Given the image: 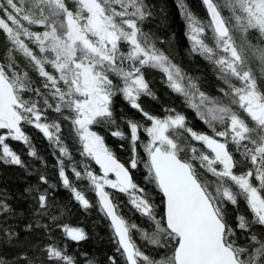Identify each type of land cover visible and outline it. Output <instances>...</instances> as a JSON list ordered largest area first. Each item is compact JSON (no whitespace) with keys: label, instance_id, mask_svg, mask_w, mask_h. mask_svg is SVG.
<instances>
[{"label":"snow or ice","instance_id":"snow-or-ice-1","mask_svg":"<svg viewBox=\"0 0 264 264\" xmlns=\"http://www.w3.org/2000/svg\"><path fill=\"white\" fill-rule=\"evenodd\" d=\"M202 2L210 16L208 27L215 47L201 38L205 28L185 0H178L188 24L191 51L219 68L220 79L227 86V90L219 91L228 98L227 103L201 91L194 78L157 46L151 33L144 31V23L154 14L146 0H0V13L5 14L0 17V31L11 44L5 56L7 63L0 61V162L27 171L9 140L23 143L29 157L43 162L24 126L39 130L55 146L53 155L59 153L58 176L73 200L87 211L93 207L87 192H94L98 198L124 264H264V232L255 230L264 228V91L259 89L249 65L250 58L255 57L264 77V47L246 38L249 30H255L264 45V0H225L230 18L221 15L214 0ZM34 26L44 30H30ZM230 27L241 34L240 44ZM217 49L225 55L217 58ZM14 53L32 63L43 78L45 91L35 86L27 72L17 70ZM47 64L56 74L46 70ZM148 69L163 74L167 86L183 96L211 134L188 126L187 117L174 109H167L163 117L145 111L141 97L155 98L145 78ZM233 79L240 82L239 87ZM117 96H122L147 123L123 119L128 131L121 130L113 108ZM234 106L247 115L252 126ZM49 111L58 118L50 119ZM62 120L71 125L80 145L79 155L91 158L99 166V174L88 163L73 159L61 136ZM107 127L115 128L112 136L128 141V166L93 130ZM141 132L146 139H141ZM141 165L145 185L161 194V212L156 211L148 188L133 178L131 170ZM205 173L215 179L207 180ZM82 181H87L86 187L77 186ZM41 184L47 187L41 188ZM55 188L42 174L39 184L25 188L23 193L33 204L29 205L31 218L21 231L31 234L42 230L51 241L44 247L29 245L28 236L21 239L18 225L7 224L22 213L9 203L6 191L0 194V216L5 217L0 223L6 225L0 227V247L29 246L34 253L20 252L11 258L0 254V264H79L74 255L68 254L66 244L60 246L52 239L57 229L73 242L88 239L83 228L61 222L66 214L64 206H60L59 215L54 214L50 190ZM108 189L125 194L151 229L130 224ZM241 200L250 217L240 213ZM228 205L236 212L234 220ZM133 230L160 251L155 255L142 251L133 240ZM81 256L84 264H96L88 253ZM108 260L117 264L115 256Z\"/></svg>","mask_w":264,"mask_h":264},{"label":"trees","instance_id":"trees-1","mask_svg":"<svg viewBox=\"0 0 264 264\" xmlns=\"http://www.w3.org/2000/svg\"><path fill=\"white\" fill-rule=\"evenodd\" d=\"M146 2L153 6L154 14L152 18L146 21L143 25L144 31L152 34L153 39L157 40V46L163 49L168 54L174 63L178 64L184 72L193 77L198 83L200 90L204 91L210 97H219L225 103L228 102L227 97L221 96L220 89L227 90V86L223 80L220 79V70L212 62L207 61L202 56L191 51V41L188 38V24L182 15L178 0H146ZM216 3V0H214ZM185 3L197 19L201 22L206 30H211L209 20L204 10L202 0H185ZM30 6V5H29ZM70 9L74 8V5L69 4ZM219 7V6H218ZM222 14V9L219 7ZM4 13H0V17L4 16ZM250 34V33H249ZM253 36V34L251 35ZM257 38V37H256ZM252 40V41H251ZM251 43L255 44V41L251 39ZM257 40V39H256ZM160 41H163L161 43ZM258 45V41H256ZM11 47L6 35L3 31H0V61L5 64L7 50ZM15 62L18 65V71L27 72L29 78L34 82L37 88L41 91H45L42 87L44 81L39 76L37 70L32 63L19 53H14ZM46 70L49 71L48 64L45 65ZM145 78L149 82L152 91L155 94V98L149 96L141 97V104L145 111L157 116L165 109H169L173 106L176 112H180L187 117L188 126L192 127L196 131L206 132L211 134L210 130L201 121L195 120V112L187 109L183 96L173 92L166 86V81L159 71L148 69L145 72ZM257 84H264L262 77L257 76ZM45 94H47L45 92ZM28 94H25L27 98ZM114 113L117 118L121 130L127 133V126L123 123V119H134L141 123H147L145 118L135 109H132L122 96L114 98L113 102ZM186 109V111H184ZM190 113H187V112ZM49 118H58V114L49 111ZM193 116L194 119L189 117ZM26 133L31 137L32 144L35 147L39 156L43 157V162L39 159H33L28 155V148L20 142L9 140L10 146L21 156L22 160L27 166V171L24 168L15 165L5 164L0 162V194L5 191L8 195V201L12 207L18 212L22 213V216L18 219H9L7 224L18 225L17 231H20V237L23 239L28 236L29 245H39L44 247L51 241L42 230H36L31 234H26L21 231L24 224H26L31 218V210L29 205L33 202L26 196H23L24 189L29 186H35L39 184V176L46 175L51 184H55L56 188L50 190L51 201L53 204L54 214L59 215L60 206H64L66 209L65 217L62 219V223H67L72 227H81L88 234V239L79 243L67 240L63 237L60 230H55L52 235L60 246L67 245V252L70 255H74L79 264H84V258L81 253H88L96 264H109V257L115 256L117 258V264H124L123 257L116 252L118 245L113 236V230L110 227V223L100 211L94 192L88 191L87 195L90 199L93 207L89 210H84L75 202L71 196V193L62 187L60 178L58 176V169L56 167V157L58 152L53 155L55 146L51 144L43 134L32 126H24ZM98 131L105 140V144L112 150L116 158L125 163L128 166V161L131 155L130 148L127 140H121L112 136L111 131L115 130L114 127L107 128H94ZM61 136L65 144L68 145L73 159L78 162H86L90 168L97 174L100 173L99 166L95 164L91 158L85 159L79 155L80 145L75 140L71 125L68 121H61ZM141 139H146V134L141 132ZM195 143V142H193ZM197 147H200L197 144ZM141 155H143L142 149H139ZM67 164V161H66ZM83 163H81V167ZM134 180L141 186H145L152 193L153 201L156 205V211H162L161 194L158 190H153L150 185H145L144 176L145 170L141 165L136 170H131ZM71 177V173L69 172ZM87 186V181L78 182L79 186ZM41 188H46L47 185H40ZM114 196V202L119 204L120 213L125 217L130 224H137L145 229H151V225L145 217H142L132 205L128 202V197L125 194L110 190ZM5 217L0 216V222H3ZM44 222H47L46 220ZM0 223V227H3ZM132 237L135 243L145 251L147 254L155 255L159 252L153 245H149L144 241L138 231L133 230ZM20 252H27L30 256L33 255V251L29 246L18 248H6L0 247V254H3L9 258L17 255ZM170 254V253H169ZM158 258V257H157ZM23 264V262H22ZM47 264V261H45Z\"/></svg>","mask_w":264,"mask_h":264},{"label":"rangeland","instance_id":"rangeland-1","mask_svg":"<svg viewBox=\"0 0 264 264\" xmlns=\"http://www.w3.org/2000/svg\"><path fill=\"white\" fill-rule=\"evenodd\" d=\"M216 3H217V5L219 7H221L223 17L230 18L232 16L231 11L225 6V0H216ZM231 23H234V21H232ZM25 26H27V25H25ZM30 30L35 31V32H40V31H43L44 29L42 27L34 26ZM230 33L233 35V38L236 41V43L237 44H240L241 43V39H242L241 34L238 31H233L231 29V27H230ZM252 34H253V36H251ZM212 35H213L212 30H206L205 29V32L201 36V38L204 39L205 42L208 43L210 46L215 47L214 40L211 39ZM256 37L258 38V40H257L258 41V45L264 47V45H261L260 44V40H259L260 37H259V33L257 31H255V30H249V32L247 33V37L246 38H250V39L252 38L253 39V38H256ZM255 45H257V44H255ZM29 46L31 47L32 45L30 44ZM223 55H225V54L222 52V50L221 49H217V58H219L220 56H223ZM250 59H252L255 62V64H256L255 65V70L257 71V75L260 77V73H259L260 64H259V61L255 57H251ZM249 65L252 68L250 61H249ZM48 68H49V71L48 72L53 73V74H56L55 73V70L52 68V66L50 64H48ZM160 74H162V73L160 72ZM263 80H264V77H263ZM61 86H63V85H61ZM110 178L114 179L111 176H110Z\"/></svg>","mask_w":264,"mask_h":264},{"label":"flooded vegetation","instance_id":"flooded-vegetation-1","mask_svg":"<svg viewBox=\"0 0 264 264\" xmlns=\"http://www.w3.org/2000/svg\"><path fill=\"white\" fill-rule=\"evenodd\" d=\"M248 40V42H250L251 43V39L250 38H247ZM255 39H257L258 40V38H253V41H255V44H256V41L257 40H255ZM251 40V41H250ZM259 40H260V38H259ZM254 44V45H255ZM250 61V63H251V66H252V70H253V74L256 76V78H257V71L255 70V62L252 60V59H250L249 60ZM260 77H262V76H260ZM263 78V77H262ZM165 79V78H164ZM166 81V80H165ZM236 86H240V82L239 81H236L235 79H233V81H232ZM258 85V84H257ZM166 86H167V84H166ZM168 87V86H167ZM258 87L262 90V91H264V84H262V85H258ZM169 88V87H168ZM170 89V88H169ZM171 90V89H170ZM169 109H173V106L172 107H170ZM187 109H189V108H187ZM166 110L167 109H165V110H163L162 112H160V114H157V116H159V117H163L164 115H166L167 114V112H166ZM190 110V109H189ZM234 110H236V111H238L239 113H240V115H241V118H243V119H245L246 120V122H248L249 123V126H252V122L250 121V119L247 117V115L245 114V113H243V111L242 110H240L238 107H236V106H234ZM176 111V110H175ZM184 111H186V109L184 110ZM187 113H190L189 111L187 112ZM190 119H194V117L193 116H190L189 117ZM195 120H197V121H200L198 118H197V116H195ZM230 150H232L231 149V147H230ZM236 159H240V157L237 155L236 156ZM197 167H199V165H198V163H197ZM240 169H238L237 171H239ZM204 176H205V178L207 179V180H209V181H213L215 178L214 177H212L211 176V174H208V173H205L204 174ZM227 211H228V213H229V216L234 220V218H235V215H236V212L233 210V207L231 206V205H228L227 206ZM239 211H240V213L241 214H245V215H248L249 217L251 216V214H250V211H249V209L246 207V205H245V203H244V201L243 200H241L240 201V203H239ZM257 232H264V228H257V229H255ZM245 241H244V239H243V236L241 237V240H240V243L241 244H243Z\"/></svg>","mask_w":264,"mask_h":264},{"label":"water","instance_id":"water-1","mask_svg":"<svg viewBox=\"0 0 264 264\" xmlns=\"http://www.w3.org/2000/svg\"><path fill=\"white\" fill-rule=\"evenodd\" d=\"M202 4H203V2H202ZM203 7H204V10H205V12H206V15H207V18H208V20H209V23H210V16H209V13L207 12V9H206V6L203 4ZM121 162V161H120ZM122 163V162H121ZM110 176L111 177H113L114 178V176L112 175V174H110ZM95 197H96V195H95ZM98 198L96 197V200H97ZM108 220V219H107ZM108 222L110 223V221L108 220Z\"/></svg>","mask_w":264,"mask_h":264}]
</instances>
